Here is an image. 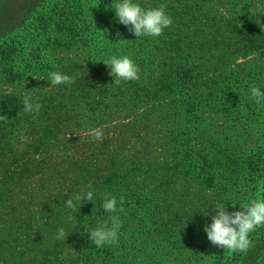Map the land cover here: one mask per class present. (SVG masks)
Masks as SVG:
<instances>
[{"label":"trees","instance_id":"1","mask_svg":"<svg viewBox=\"0 0 264 264\" xmlns=\"http://www.w3.org/2000/svg\"><path fill=\"white\" fill-rule=\"evenodd\" d=\"M161 2L173 24L159 37L129 32L112 0H55L66 8L52 20L53 38L52 17L0 32V80L12 87L28 73L39 79V88H0V264H157L163 253L179 254L174 242L185 229L176 204L164 205L179 190L169 181L186 177L226 204L248 179L264 192V133L243 147L247 111L264 110L243 90L264 89V7L249 0L144 6ZM113 54L131 55L140 79L114 84L100 61ZM246 58L253 64L244 70L236 61ZM52 70L74 82L50 86ZM29 93L42 104L38 113L22 110ZM96 127L100 140L89 134ZM89 184L95 208L68 209L69 195ZM106 192L124 197L120 237L97 248L87 229L109 215L99 206ZM207 246L190 260L205 259L214 249ZM219 249L215 264H264V244L243 261Z\"/></svg>","mask_w":264,"mask_h":264},{"label":"clouds","instance_id":"2","mask_svg":"<svg viewBox=\"0 0 264 264\" xmlns=\"http://www.w3.org/2000/svg\"><path fill=\"white\" fill-rule=\"evenodd\" d=\"M110 8L115 10L118 23L128 27L129 32L136 37H159L166 28L173 24V18L166 10V3L161 2L157 6H144L141 0H112ZM264 29V24L260 25ZM108 67V75L114 78V84L121 82L136 81L140 79L141 68L135 59L128 54H113L102 59ZM47 81L50 86L70 85L74 82V77L59 70H52L47 73ZM250 99L257 106H264V89L252 84L250 85ZM23 112L32 114L41 110L42 104L29 94H25L22 99ZM89 134L93 139L103 138L101 127L89 129ZM96 190L91 184L86 189L76 191L69 195L64 205L68 209H76L82 203L92 202L96 206ZM123 196L106 192L100 196V208L108 213L106 219L94 220L92 226L88 227L87 234L89 240L95 247L115 245L119 242L121 218L117 214L123 211ZM229 203L223 200L214 204L210 223L203 227L207 239L211 244L228 250H246L249 247V234L258 226H264V196L251 198L246 202H240L237 209L229 210ZM93 208V209H94ZM67 221L73 222L71 216L66 217ZM66 235L64 226H59L55 232V239L61 240Z\"/></svg>","mask_w":264,"mask_h":264},{"label":"rangeland","instance_id":"3","mask_svg":"<svg viewBox=\"0 0 264 264\" xmlns=\"http://www.w3.org/2000/svg\"><path fill=\"white\" fill-rule=\"evenodd\" d=\"M249 2L252 7H264V0H249ZM141 3L143 5L148 4L149 0H141ZM63 8L66 7H64L61 3L60 5L55 4V0H0V32L5 31L6 29L9 31L11 30V27L15 25L28 28L36 22L41 24L44 19H50L52 17L48 24L49 30L47 37L53 38L57 29L52 25V20L58 19L56 15L61 12ZM64 54L66 53L64 52ZM64 54L59 55L63 56ZM236 63L241 65L243 69H248L253 64V59H239ZM24 78L28 81L12 85V87L9 86L8 83L0 80V88H39V79L35 74L28 73ZM243 90L250 92V88H243ZM246 114L248 122H254V125L250 128H248V122L243 125V129L246 131V143H243V147L250 149L258 143V138L261 137V133H264V110L256 112L247 111ZM251 115H253V117H250L249 119V116ZM177 182L178 184H174L169 181V189L174 187L179 190L173 191L170 194L171 196L169 197L167 203L164 205H168L172 208L176 204L175 206L177 207L178 214L180 217L182 216V220L177 221L181 227L185 226V229L180 232L181 235L179 239L174 242V246H176V244L180 246L178 247L179 254H165L160 250L159 253H163V259H159L157 264H215V260L218 262V255L214 254L213 250L217 248L216 251H220V249L218 246L211 244V242L207 239V235L204 232L203 227L206 223H210L211 214L205 216L203 213L208 214L212 212L215 202L220 201V198L211 194V192L207 191L206 188L202 187L198 183L190 179L187 180L186 177ZM261 187L262 186H259L253 189L254 183L250 179L246 182H241L238 187L239 189L235 190L237 194L236 197H234V199H230L231 202H227L229 203V210H233L232 204H237L235 207L238 209V204L240 202H246L247 200L256 198L257 196H264V192L262 189L260 190ZM164 235L169 236L170 232L165 233ZM159 237L160 236L155 235L153 237V241L151 242L157 243ZM249 241L250 244L246 250H234V257L238 258V260L243 261L245 256L249 254L252 255L257 250L261 249L264 244V226L256 227L255 230L249 234ZM206 243H208L207 250L214 247L209 255L205 256V259H201V256L199 255L198 258L193 257L194 260H190L191 253L195 254L197 250H200V246L205 245ZM256 243L257 247L253 248V245ZM173 250H175V248ZM166 251H168V249H166ZM150 252L153 251L150 250ZM174 256H178V259H174ZM239 263L240 262L236 264Z\"/></svg>","mask_w":264,"mask_h":264}]
</instances>
